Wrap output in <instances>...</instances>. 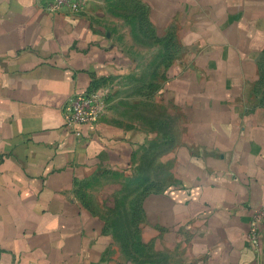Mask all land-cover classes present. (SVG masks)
Instances as JSON below:
<instances>
[{"label": "crops", "instance_id": "1", "mask_svg": "<svg viewBox=\"0 0 264 264\" xmlns=\"http://www.w3.org/2000/svg\"><path fill=\"white\" fill-rule=\"evenodd\" d=\"M135 1L181 51L165 149L109 119L66 126L71 99L140 70L106 0H0V264H264V0Z\"/></svg>", "mask_w": 264, "mask_h": 264}, {"label": "rangeland", "instance_id": "2", "mask_svg": "<svg viewBox=\"0 0 264 264\" xmlns=\"http://www.w3.org/2000/svg\"><path fill=\"white\" fill-rule=\"evenodd\" d=\"M123 2L124 0H106V7L111 16L122 18L132 28L133 40L138 46L137 61L141 64L140 70L129 77L107 79L96 85L91 92L101 91L104 94L106 111L102 119L112 120L129 129L141 127L153 132L154 144L160 143L162 149H165V141L169 145L174 141L175 122L162 111L159 95L162 83L181 51L176 46L174 35L163 38L157 30L153 34L148 30L147 34L145 23L141 19H130L134 13L139 15V5L135 0L130 3L131 7L127 0L125 6L122 5ZM124 35L129 36L127 32ZM157 151L159 150H154L152 157Z\"/></svg>", "mask_w": 264, "mask_h": 264}, {"label": "built area", "instance_id": "3", "mask_svg": "<svg viewBox=\"0 0 264 264\" xmlns=\"http://www.w3.org/2000/svg\"><path fill=\"white\" fill-rule=\"evenodd\" d=\"M88 0H47L44 9L50 14H80ZM105 97L101 91L75 96L65 108L66 126L75 129L79 125H94L102 119L106 109ZM80 136L81 133L77 132ZM264 227V207L253 211L248 239L255 248L260 247Z\"/></svg>", "mask_w": 264, "mask_h": 264}, {"label": "trees", "instance_id": "4", "mask_svg": "<svg viewBox=\"0 0 264 264\" xmlns=\"http://www.w3.org/2000/svg\"><path fill=\"white\" fill-rule=\"evenodd\" d=\"M138 8H139V10H140V11H138V12H139V15L136 14V13H134V15H132V17H131L130 19H131V20H132V19H135V21L141 19V22H144V23H145V21H144L145 11H144L143 8L140 7V6H138ZM129 21H130V20H129ZM145 27H146V24H145ZM145 32H146L147 34H149V33H148L149 31H148L147 27H146ZM153 32H154V31H153ZM262 80L264 81V72H263Z\"/></svg>", "mask_w": 264, "mask_h": 264}]
</instances>
